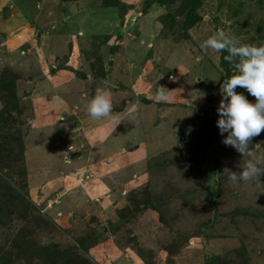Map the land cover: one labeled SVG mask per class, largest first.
Instances as JSON below:
<instances>
[{"label": "rangeland", "instance_id": "1", "mask_svg": "<svg viewBox=\"0 0 264 264\" xmlns=\"http://www.w3.org/2000/svg\"><path fill=\"white\" fill-rule=\"evenodd\" d=\"M218 30L264 44V0H0V264H264V174L223 173L248 157L216 125Z\"/></svg>", "mask_w": 264, "mask_h": 264}, {"label": "clouds", "instance_id": "2", "mask_svg": "<svg viewBox=\"0 0 264 264\" xmlns=\"http://www.w3.org/2000/svg\"><path fill=\"white\" fill-rule=\"evenodd\" d=\"M201 48L227 52L223 58L235 69V73L223 79L221 84L216 125L223 137L222 143L248 157L239 171L225 167L223 173L233 183L247 182L264 174V168L260 167L264 154H255L250 146L252 138L264 130V44L239 43L223 30H218L201 44ZM238 86L246 89L255 97V101L237 92ZM160 97L163 98L164 93L161 92ZM86 111L92 118L109 116L112 112L109 95L103 89H98L86 101Z\"/></svg>", "mask_w": 264, "mask_h": 264}]
</instances>
